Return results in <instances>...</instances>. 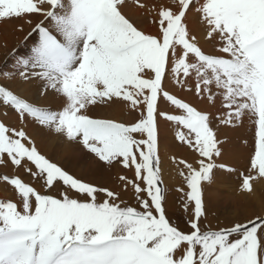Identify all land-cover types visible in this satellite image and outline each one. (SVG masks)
<instances>
[{
    "label": "snow or ice",
    "instance_id": "6c2138e0",
    "mask_svg": "<svg viewBox=\"0 0 264 264\" xmlns=\"http://www.w3.org/2000/svg\"><path fill=\"white\" fill-rule=\"evenodd\" d=\"M145 9L157 33H146L124 11L126 0H0V21L41 17L25 55L0 72L42 81L41 95L54 93L51 110L0 84V103L23 120L33 118L56 135L80 142L111 167L131 169L129 186L138 207L121 191L86 182L52 162L23 129L0 122V163L6 155L20 175H0L13 198L0 199V264H264V216L212 228L202 182L211 183L223 154L219 125L246 115L254 119L255 148L241 189L264 179V0H150ZM195 10L206 48L188 26ZM22 30V28H21ZM171 77L181 89L216 109H198L167 90ZM161 98L180 114L161 111ZM120 100L142 108L132 124L93 117L91 107ZM158 117L174 121L176 138L196 151V166L180 161L187 228L171 222L158 155ZM186 130V131H185ZM139 137V138H138ZM103 195L104 199L98 197Z\"/></svg>",
    "mask_w": 264,
    "mask_h": 264
},
{
    "label": "rangeland",
    "instance_id": "374dc122",
    "mask_svg": "<svg viewBox=\"0 0 264 264\" xmlns=\"http://www.w3.org/2000/svg\"><path fill=\"white\" fill-rule=\"evenodd\" d=\"M146 1L150 2V0H141V2H146ZM126 2H127L129 7L131 6L129 9H126V10L124 9L126 15L128 17L132 18L135 21V23L137 24V26L140 27L142 30H144L143 26L146 25V19L149 18V16L146 13V10L145 9L142 10L140 7H138L136 5V0H126ZM131 9H133L135 11L137 10V12L139 11V14L142 12V14L133 15L131 13ZM145 14H146V16H145ZM1 24L3 27L5 26L6 29L8 28L7 30H10V31L13 30L12 34H11L10 31L6 32L3 29H1V27H0V35H4L5 37L8 36L7 38L10 37L9 39H6V41L4 40V38L0 37V52H1L0 53V72H5V71H8L9 69H12L14 64H15V60H14L13 55H12L14 49H15L17 55H25L26 52H28L27 49L32 46L33 36L30 35V33H32L34 26H31L28 29V32H26L27 34L23 33L24 35L20 34L21 35L20 36L17 33H19V31L22 32L21 25H15V27L17 26L16 28L12 27V22L9 19L0 21V25ZM29 26L30 25H27V28ZM18 29H20V30H18ZM144 31L146 33H148L146 30H144ZM13 33L15 34V36ZM14 37H16V38H14ZM12 40H13V44L11 47H9L8 43L12 42ZM26 47H28V48H26ZM12 79L13 78L6 77L4 75H0V84H4V82H6L8 80H12ZM34 81H35V79H33L31 81H27L26 83L28 84L29 89L32 88V89H30L31 91H29L30 96L32 98H35V100H39L43 104L42 105L41 103H39L38 105L41 104L42 106L49 107L51 110H56V111L60 110L61 109V101L54 99V97L51 96L52 92H49L47 95H41L42 85H39V83H37V82L35 83ZM164 85H165V83H164ZM33 89H34V91H32ZM191 95H192V93H191ZM194 97L196 98V96H194ZM197 101H199V103ZM197 101L196 102L198 104L205 103V100H203V99H200V100L197 99ZM122 104H123L121 106V107H123V109L121 108L122 109L121 111L123 112V113L121 112L122 116H119L120 118L118 116L110 117V116H108L109 115L108 114L107 115L108 119H113L117 122H123L125 124H132L141 118L142 108H132L127 102H123ZM10 109L11 110H9L8 107H5V106L0 104V122H4L6 124V126H8L10 128H16L18 130L23 129L24 131H26V133L32 138V140L35 141L36 147L40 150V152L42 154L45 155V154L49 153L47 158H49L52 162L57 163L59 166H61L65 170H67L70 174H72V175H74L80 179H83L86 182H90V183L96 184V185L101 186V187H109V188H112L115 190L119 189V191H121V193H122L121 196L126 197L123 201H125L127 204H130L132 206H136V207L139 206L138 202L136 201V199L134 197L131 186H129L127 191H123L121 182L118 179V177L121 175L132 178L134 173L131 169H125L119 164H117V165L114 164L111 167H108L106 164L101 162L98 159V157L95 156V154H93V155L89 154L88 150L84 148L82 143H81V146H77L75 150H72L68 146V143L65 139V135L64 136L63 135H56L52 131L47 129L46 127L38 128L39 131L37 133H33V134L29 133L28 129L26 128V127H28L27 122H26L27 120L25 121V125H27V126L19 128L18 126L15 125V122L12 121L14 119V116H15V118H17V114L14 112V110L12 108H10ZM212 110L214 113L216 112L215 108H212ZM175 111H179V109L178 110L177 109L171 110V112H175ZM167 113H170V111ZM10 118H12V119H10ZM100 118H107V117H100ZM241 121H237L234 125L223 126V125H219V117L218 116L214 117L213 127L218 126V129H219L218 136L221 139V141L223 142V144H222L223 154L221 156L222 158L221 157L217 158V163L218 164L219 163L226 164L229 168L235 169L236 171H229L227 169H222L223 172L227 173V175H224V174H221V172L220 173L216 172L217 170H215V177H214L213 182H211V183L202 182V184H203V199L205 202V206H207V204H208L209 210L214 214V216L216 218H220V217L224 218L225 217L227 219L226 222H228L230 224L232 222H244L245 221V220L239 219V215H240V211H241V209H240L241 203H239L235 193L229 192L230 191L229 189H230V186H232V185L235 186L236 189L239 187L238 190L241 188V182H242L241 174H247L248 169H249V159L252 156V154L254 153V148H255V143H254L255 132H254V126H253L252 120L249 119V120H246V122L244 121L246 130H247L246 136L244 139H242L243 138L242 134H241L242 131L239 130L240 125H241ZM166 125L169 128H171L170 125H172V123H168ZM237 126H239L238 127L239 129L237 128ZM173 127H174L173 129L176 130L175 134L177 133L178 130H181L180 126L179 127L173 126ZM158 129L162 132L161 126L158 125ZM237 131H239V132H237ZM46 133H48V134H46ZM159 133L160 132L158 131V136H159ZM53 138H55V139H53ZM174 139H175V141L178 140L176 137ZM243 143L246 145L248 144V146H249L248 147V154H246L245 156H242L240 153H238L239 152V146ZM63 145H64V147H63ZM163 146H165V145L163 144ZM181 146L188 149L189 151H194L187 144H184L182 142H181ZM166 150H167V148H165V147L163 149L162 148L160 149L158 147V155L160 157H162L164 155V153L166 152ZM64 153H65V155H64ZM51 158H54V159L57 158L59 161L57 162L56 160H53ZM177 158H179L178 159L179 162L183 159V157H177ZM73 160H74V162H73ZM62 161L67 165H65ZM221 161H225V162H221ZM68 165H69V168L67 167ZM194 166H196V165H194ZM72 167L75 170L72 169ZM160 169H161V175L165 179V183L167 184V185L164 184V187H163L164 194L166 193L165 197H168V194H167L169 191L168 186L170 184H176L179 181L165 178V175H167L168 173L166 171V174L163 175V172H164L163 163L160 164ZM171 169H172V167L170 168V170L169 169H167V170H169V172H170ZM185 172H187V169L185 170ZM4 174L13 175L15 173L12 171V169L9 166L6 165V163H0V175H4ZM75 174H77V175H75ZM94 177H95V179H94ZM96 181L98 183H96ZM221 185H224V186L222 187ZM256 186H258V185H256ZM259 187H261V186H259ZM179 193L182 194L181 196H183V200H186V196L184 195V193H182V192H179ZM261 194L262 195L264 194V190L262 193H258L257 196L260 197ZM262 195L260 198H264V196L262 197ZM99 197L102 198L103 195H101ZM99 197H98V199H99ZM263 201H264V199H263ZM165 202H166V200H165ZM252 205H253L252 207L260 209L258 200L256 198L252 199ZM230 206H231L230 210L232 209L233 211H236V213L232 214V215H230L228 213V211L226 213H223V210H225L224 208H228ZM260 206H262L264 208V203ZM184 215L186 216V213H184ZM259 216H264V213L259 212ZM189 218L190 217H187V220ZM252 219H254V218H252ZM222 220H224V219H222ZM179 227H181V229H186L187 223H184V225L179 226Z\"/></svg>",
    "mask_w": 264,
    "mask_h": 264
},
{
    "label": "bare ground",
    "instance_id": "6f19581e",
    "mask_svg": "<svg viewBox=\"0 0 264 264\" xmlns=\"http://www.w3.org/2000/svg\"><path fill=\"white\" fill-rule=\"evenodd\" d=\"M126 6L127 7H125V10L126 9H129L131 7V6L130 7L128 6L127 2H126ZM142 10H144V9H142ZM131 13L133 15H140V14H142V12L139 14V11L137 12V10L135 11L133 9H131ZM145 16H146V14H145ZM27 19H28L27 17H24V18L9 19V20L12 22V27H15V25H21L22 32L19 31V33H17V34L24 35L23 33L28 32V29L31 26H35V23L38 20H40L41 17H37V16L31 17V20H32V23L31 24H29V23L26 22ZM27 25H30V26L27 28ZM188 26L192 29V31H193L194 34H196L198 37H200L201 43L204 44L206 48H209L210 49L212 47L211 43L205 42V40L203 38L204 37V29H203V27H202V25L200 23L199 15L195 12V10H193L192 12H190L188 14ZM0 27H1V29H3L6 32L7 31L8 32L10 31V30H7L8 28L6 29L5 26L3 27L2 24L0 25ZM143 29L146 30L148 33H152V34H155L158 31L157 26L155 24L151 23V17L150 16H149L148 19H146V25L143 26ZM18 30H20V29H18ZM12 31H10L11 34H12ZM14 36H15V34H14ZM0 37L1 38H4L5 41H6V39H9L10 38V37L7 38L8 36L5 37L4 35H0ZM14 38H16V37H14ZM12 44H13V40H12V42H9L8 43V46L11 47ZM26 48H28V47H26ZM27 50L29 52L30 47ZM28 52H26V53H28ZM34 82L35 83L37 82V83H39V85H42V81L35 80ZM164 83H165V87L167 88V90L170 91L171 93H173V94H175L177 96H180V98L182 97L183 99L188 100L191 104L195 105L198 108L207 109V110L213 112V110H212L213 107L209 104V102L207 100H205L203 98L196 97L198 100H200V99L205 100V103L198 104L199 101H197V99L194 97L195 95L193 93L191 95V92L187 91L186 89H185L186 91L184 89H181L180 86L177 85L176 82H175V80H173L171 77H168L164 81ZM4 84L7 85L8 87H10L16 94L20 95L22 98H25L28 101L33 102V103H35L37 105L39 103H41L39 100H35V98H32L30 96L29 91H31L30 89H32V88H30V89L28 88V84L26 83V81H23V80H21L19 78H13L12 80H8V81L4 82ZM32 91H34V89ZM51 96H53L54 99H57V100L60 101V99L55 94L52 93ZM122 103H123L122 101L117 100L114 103H112L111 105H97L95 107H91L89 109L88 114L91 115V116H93V117H107V119H108V116H110V117L118 116L119 117V116H122V114H121V112H122L121 110L123 109V107H121L123 105ZM0 104L3 105L2 103H0ZM3 106H5V105H3ZM5 107H7V106H5ZM159 107H160V110L161 111H165V112H169L170 111V113H171V110H175L176 109L175 106L171 105L170 102L166 101L163 98H161V100L159 101ZM8 108H9V110H11L10 109L11 107H8ZM14 112L17 114V118H15V116H14V119L12 121H14L15 122V125L18 126L19 128L20 127H26L28 125V127H26V128L28 129L29 133H32V134L33 133H37L39 131L38 128L44 127V126L39 125V123L37 121H35L33 118H30V117H26L25 119L22 120L19 117L18 113L15 110H14ZM10 119H12V118H10ZM158 119L160 120V121L158 120V125L161 126V128H162V132L158 129V131L160 132L159 133V136H158V147L160 149L161 148L163 149L164 147L167 148V150L165 152L166 154L164 153V155L162 157L159 156V158H160V164L163 163V166H164L163 175L166 174V171H167L168 174L165 175V178L166 179H172V180L179 181L176 184H170L168 186V190L169 191L167 193L168 194V197H166L165 207H166L167 214H168L171 222L174 223V224H176V225H178V226H182V225H184V223L187 222V217H190V215H191V207L187 211H185L184 206H183V196H181L182 194H180L179 193L180 191H178V189L181 188V187H183L185 191H187L188 189H187V186L185 184L184 178L179 174V172L181 170L185 171L186 170L185 169L186 167L178 161L179 158H177V157H183V159L181 161H187L188 163H191V164L196 165V162L199 159V155H198V153L196 151H189L188 149H186L183 146H181V142L179 140L175 141L174 138L176 137V134H175L176 130L173 129L174 128L173 126L179 127L176 124V122H174V121H170L169 122V120L165 119L164 117H158ZM249 119H251L252 122H253L254 132H255L254 119L250 115H246L245 117L242 118L241 125H240V129L238 128L239 126H237V128L240 131H242L241 132L242 137H243L242 139L245 138L246 132H247L244 121L246 122V120H249ZM25 121L27 122V125H25ZM168 123H172V125H170L171 128H169L166 125ZM218 131H219V129H218ZM237 132H239V131H237ZM46 134H48V133H46ZM53 139H55V138H53ZM65 139H66V141L68 143L69 148H71L72 150H75L77 146H81V143L80 142H73L72 140L68 139L66 136H65ZM254 143H255V138H254ZM163 144L165 146H163ZM63 147H64V145H63ZM248 147H249L248 144L247 145L244 144V143L241 144L239 146V152L238 153H240L242 156H245L246 154H248ZM65 153H64V155H65ZM88 153L91 154V155H93V153H91L90 151H88ZM48 155H49V153L48 154H45L46 157H48ZM3 159H4V161H7L6 165L9 166L14 173L15 174L17 173L18 175H20L25 181H29V180L32 179L27 173L24 172L23 169H17V168H15L11 164V162L9 161V158L7 156H4ZM51 159L56 160L57 162L59 161L57 158H55V159L54 158H51ZM73 162H74V160H73ZM221 162H225V161H221ZM65 165H67V164H65ZM67 167L69 168V165ZM171 167H172V169L169 172V170H170ZM72 169H74V168L72 167ZM167 169H169V170H167ZM216 170H217L216 172H218V173L221 172V174L227 175V173L226 172H223L222 169H219L218 168ZM75 175H77V174H75ZM161 177H162V175H161ZM94 179H95V177H94ZM162 180H163V187H164V184L165 185H167V184L165 183V179L163 177H162ZM96 183H98V182L96 181ZM256 185H258V186H256ZM221 186L223 187L224 185H221ZM259 186H261V187H259ZM238 188L236 189L235 186L232 185V186H230V189H229L230 191L229 192L235 193V195H236L239 203H241V205H240L241 211H240L239 219L246 221V220L255 218L256 216H259V212L264 213V208L262 206H260V205H262L264 203V201H263L264 198H260L262 194L260 195V197L257 196L258 193H262L263 190H264V179H256V180H254L253 181V189H252L251 192L244 191L241 188L238 190ZM117 190L119 191V189H117ZM13 196H14V193H13L12 187L10 185H6V184H3V183H0V199L13 198ZM263 196H264V194L262 195V197ZM121 198H122V200H124L126 197L125 196H121ZM253 198H256L258 200L259 208L260 209H257V208L252 207L253 206L252 205V199ZM103 199H104V197H102V198L99 197V200H103ZM206 207H207L206 209L208 211L207 212L208 215H207V219L206 220H202L201 221V224L203 223L202 225H210L212 228H216L218 226H224V225H229L230 224V223L226 222L227 219L225 217L224 218H222V217L216 218L214 216V214L209 210V205L208 204H207ZM230 208H231V206L228 207V208H224L225 210H223V213H226L228 211V213L230 215L235 214L236 211H233L232 209L230 210ZM184 213H186V216L187 217L184 215ZM222 219H224L225 221L222 220Z\"/></svg>",
    "mask_w": 264,
    "mask_h": 264
}]
</instances>
